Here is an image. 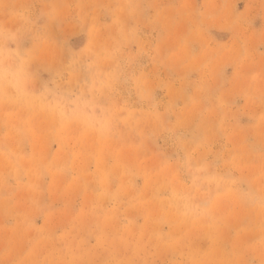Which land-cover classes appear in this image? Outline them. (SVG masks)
I'll return each instance as SVG.
<instances>
[{"label":"rangeland","instance_id":"rangeland-1","mask_svg":"<svg viewBox=\"0 0 264 264\" xmlns=\"http://www.w3.org/2000/svg\"><path fill=\"white\" fill-rule=\"evenodd\" d=\"M0 264H264V0H0Z\"/></svg>","mask_w":264,"mask_h":264}]
</instances>
